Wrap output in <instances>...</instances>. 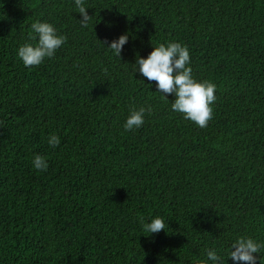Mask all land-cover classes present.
I'll return each mask as SVG.
<instances>
[{
	"label": "trees",
	"instance_id": "obj_1",
	"mask_svg": "<svg viewBox=\"0 0 264 264\" xmlns=\"http://www.w3.org/2000/svg\"><path fill=\"white\" fill-rule=\"evenodd\" d=\"M83 2L87 27L75 0H0V264H213L208 250L237 264L238 237L264 244V0ZM37 21L67 39L25 67L17 51L37 43ZM121 34L117 57L107 43ZM169 42L216 85L206 128L135 64ZM254 255L264 264V248Z\"/></svg>",
	"mask_w": 264,
	"mask_h": 264
},
{
	"label": "clouds",
	"instance_id": "obj_2",
	"mask_svg": "<svg viewBox=\"0 0 264 264\" xmlns=\"http://www.w3.org/2000/svg\"><path fill=\"white\" fill-rule=\"evenodd\" d=\"M76 8L81 16L79 20L83 27H87L91 16L86 11L83 0H75ZM32 32L29 33V40H37L35 45L25 43L18 48L17 55L25 67H36L41 65L45 58H53L56 51L63 46L67 37L58 35L57 29L48 22H34L31 25ZM128 41L127 34H121L117 39L107 43V47L120 57L123 46ZM190 54L186 46L178 42H169L167 45L161 43L154 47L146 58L137 55L135 64L143 77L149 82H155L157 92L166 95L174 94L175 100L171 108L175 112L194 122L201 128H206L213 117L212 104L216 100V85L209 81L198 82L192 76V69L189 67ZM137 70V68H136ZM106 71V70H105ZM151 113V106L133 108L126 119L124 129L130 131L139 128L144 123L145 112ZM50 147H57L60 144L58 135H51L48 138ZM33 167L41 172L46 171L48 163L41 155L33 158ZM140 221L144 232L156 234L165 231V221L161 217H155L150 223ZM264 244L258 243L249 237H238L229 251L228 257L234 262H245V264H256L259 259L254 253H260ZM207 257L213 264H221V257L215 250H208Z\"/></svg>",
	"mask_w": 264,
	"mask_h": 264
}]
</instances>
